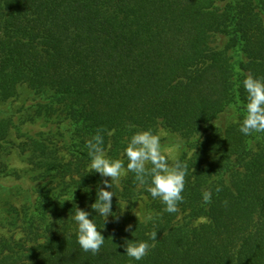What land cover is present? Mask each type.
I'll list each match as a JSON object with an SVG mask.
<instances>
[{
  "label": "trees",
  "instance_id": "1",
  "mask_svg": "<svg viewBox=\"0 0 264 264\" xmlns=\"http://www.w3.org/2000/svg\"><path fill=\"white\" fill-rule=\"evenodd\" d=\"M249 73L264 78V0H0V104L29 91V107L44 121L38 128L34 119L0 117V178L33 197L25 211L32 243L0 236V264H264V132L240 131ZM98 129L110 159L125 168L135 132L179 136L183 148L166 157L186 164L187 175L172 214L134 173L116 181L105 226L86 210L105 238L93 255L79 246L78 228L39 238L34 228L48 212L76 223L80 201L95 203L96 173L85 165ZM47 134L64 139L71 159ZM13 155L30 171L11 168ZM203 189H212L209 204ZM125 239L155 247L136 261L125 254Z\"/></svg>",
  "mask_w": 264,
  "mask_h": 264
},
{
  "label": "clouds",
  "instance_id": "2",
  "mask_svg": "<svg viewBox=\"0 0 264 264\" xmlns=\"http://www.w3.org/2000/svg\"><path fill=\"white\" fill-rule=\"evenodd\" d=\"M242 85L247 93V104L246 115L240 126V131L244 135L264 132V78H257L249 73L246 74ZM86 146L90 157L89 170L99 173L101 177L97 184L96 201L91 204V208L96 215L103 218L105 226L109 217H114L112 215V199L116 195L112 189L114 183L121 178L125 171V165L121 159H110L106 155L103 129H98L96 134L87 141ZM124 155L127 158L126 170L135 174L137 186L144 188L153 199H159L165 206V212L177 213L178 205L184 199L182 193L185 188L187 165L179 160L170 164L162 152L159 135L151 129L135 132L124 149ZM220 191L222 188L216 186L215 192L219 193ZM202 200L205 204L211 203L212 189L202 190ZM90 215V212L76 207L73 219L78 226L77 242L84 252L97 255L104 245L105 238L97 229L93 219L89 218ZM151 219L152 217L148 216L145 222ZM132 229V224L125 227L126 232H131L134 235L135 231L133 232ZM149 238L156 242L157 231H152ZM122 247L128 257L140 261L155 247V243L125 239Z\"/></svg>",
  "mask_w": 264,
  "mask_h": 264
},
{
  "label": "rangeland",
  "instance_id": "3",
  "mask_svg": "<svg viewBox=\"0 0 264 264\" xmlns=\"http://www.w3.org/2000/svg\"><path fill=\"white\" fill-rule=\"evenodd\" d=\"M32 93L29 91H24L22 97L15 103H11L8 105L0 104V117H7L8 115H14L17 119V122H26L30 119H34L38 124L36 126L43 127L44 121L39 119L38 114L36 112V107H29L31 103H28V101L33 102L32 100ZM28 100V101H27ZM27 101V102H26ZM28 103V104H27ZM26 105V106H25ZM25 108V109H24ZM23 110V111H21ZM21 111V112H19ZM49 137L57 146V149L64 154L67 159H71L70 155L68 154V150L66 147V142L63 138L59 136H53L50 134L46 135ZM160 137V143L162 152L170 158H175L178 156V153L183 148V142L182 139L177 135L169 134L165 131H161L159 133ZM12 139L17 140L18 135L16 130L14 129L12 132ZM106 155L110 158V155L108 151L106 150ZM90 161L87 162V166L85 165V168L87 171L91 172L89 170ZM10 167L14 168L18 171L21 170H27L30 171V168L27 164L23 163L16 155H13L12 158L9 161ZM86 164V163H84ZM82 164V165H84ZM128 171L125 168V171L122 173L121 177L127 175ZM33 174L30 172L26 175L29 180L32 183L33 189L38 188L39 184L36 182H33ZM75 179L79 180L80 178L75 174L73 175ZM101 177L99 173H96V177L93 176V180L91 183H89L90 188L92 189L91 192H93L92 197L94 196L95 190H97V184L100 182ZM62 182H71V178L67 177L65 179H57L53 181L52 183H49V186H59ZM46 186V185H45ZM103 187V185H100ZM107 190V189H106ZM33 201V197L30 194L29 190H25L21 187L20 182H10L8 180H5L4 178H0V236L4 237H12L17 241H23L25 245H31L32 240L30 239L29 234V228L25 222V211L26 207H29L31 205V202ZM83 202L80 205V208L83 210L91 211V201H80ZM144 202L145 200H140L138 202L137 207L134 210V213L137 215H142L144 213ZM93 210V209H92ZM13 212L14 216L10 217L8 214ZM17 212V214H16ZM95 212V211H94ZM34 216H36V213L33 212ZM72 219V217L70 216ZM37 221L35 223L34 232L37 234L38 238L41 235H44V232L49 230L48 232L50 234L53 233H63L64 230H68L70 228L71 231H75L78 226L76 223L71 222L68 217L60 216L57 217L55 215H52L48 212L47 215V221L44 223L40 220V217H36ZM111 217H109L108 222L110 221ZM201 222H204L205 220H200ZM43 240V237L40 238Z\"/></svg>",
  "mask_w": 264,
  "mask_h": 264
}]
</instances>
